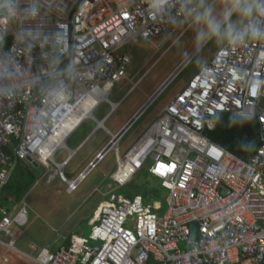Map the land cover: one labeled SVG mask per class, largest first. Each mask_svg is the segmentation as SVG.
Instances as JSON below:
<instances>
[{"label":"built area","instance_id":"obj_1","mask_svg":"<svg viewBox=\"0 0 264 264\" xmlns=\"http://www.w3.org/2000/svg\"><path fill=\"white\" fill-rule=\"evenodd\" d=\"M32 2L39 13L32 24L35 47L30 56L18 57L15 90L0 100V192L16 165L29 159L47 173L54 166L70 195L109 153L115 168L106 190H96L102 198L96 209L100 222L91 227L88 240L66 237L58 249H35L37 256L29 259L35 264H264V40L225 43L122 154L125 134L184 70L174 72L114 134L105 122L139 86L119 103L110 102L115 86L129 79L132 57L124 50L140 39L176 33L187 18L179 3L172 0L166 13L152 17L149 0ZM14 42L9 35L6 50ZM101 103L111 112L98 121L94 114ZM221 114L258 121L263 144L248 160L208 137ZM86 120L96 124L93 133L103 130L110 141L75 180H68L66 165L93 133L76 150L67 142ZM61 132L62 140L46 159L45 150ZM63 149L69 155L57 163ZM149 161L148 174L168 192L164 215L154 207L158 202L146 205L142 196L119 193ZM27 224L26 203L16 214L2 209L0 245L15 250L13 229Z\"/></svg>","mask_w":264,"mask_h":264},{"label":"rangeland","instance_id":"obj_2","mask_svg":"<svg viewBox=\"0 0 264 264\" xmlns=\"http://www.w3.org/2000/svg\"><path fill=\"white\" fill-rule=\"evenodd\" d=\"M216 11L217 14H221L222 8L216 6ZM232 19L235 22L237 18L234 16ZM243 24L244 22L241 21L240 26ZM189 26L190 21L186 18L177 28L176 33L169 38L163 36L150 42L140 39L125 48L124 52H128L132 57L129 79L115 86L109 97L110 102L119 103L129 94L136 83L139 82V86L126 97L105 122L106 128L112 133L117 134L120 132L193 52L196 47L194 28L191 27L184 34ZM179 37L180 40L174 43ZM224 44L218 45L215 40H210L206 44L201 53L194 58L140 120L125 134L120 144L122 154L147 131L170 101L188 85L191 78L198 71L212 60L214 54ZM110 112V106L101 103L95 110L94 115L98 121H101ZM95 126L96 124L93 121L86 120L67 142L68 148L75 150L92 133ZM109 141L110 137L105 131L98 130L93 133L82 149L66 165L65 175L67 179L75 180L98 153L108 145ZM68 155L67 149L60 150L55 160L57 163H62ZM151 165L152 162L149 161L144 171L134 180L135 186L144 187L145 190L156 189L155 196L157 197L150 199L151 201L145 197L144 202L147 205L149 201L153 203L158 200L159 214L164 215L168 210L166 202L168 192L161 186L160 181L148 174ZM32 166V168L36 167L35 164ZM114 168L115 156L114 153H109L78 191L71 195L66 193V185L59 178L52 179V176L56 173L54 166L49 173L41 166L34 170L35 182L25 198L29 222L27 224V248L22 247L19 241L16 248L35 258L37 251L34 252L31 245L51 243L59 236L61 230L63 235L80 237L87 241L91 227L100 222V216L96 209L102 198L99 194H96V190L102 188V186H105L103 190H106V185L110 184L108 177ZM126 190H130V186L124 188V190L122 189L119 193L126 196ZM98 244L101 245V243ZM2 251H4V248L0 247L1 264H4L5 255L11 261H15L17 258L22 260V264H35L31 259L21 254L8 251L4 253Z\"/></svg>","mask_w":264,"mask_h":264},{"label":"clouds","instance_id":"obj_3","mask_svg":"<svg viewBox=\"0 0 264 264\" xmlns=\"http://www.w3.org/2000/svg\"><path fill=\"white\" fill-rule=\"evenodd\" d=\"M196 32L199 49L209 40L218 45L235 44L243 39L264 40V0H177ZM0 0V100L8 99L15 90L13 69L19 67V56H30L37 35L32 24L38 17L37 4L32 0ZM172 0H149L151 16L164 14ZM216 6L222 8L217 14ZM236 21H233V17ZM244 26H240V22ZM19 25L17 28L16 25ZM9 35L15 42L10 50L5 46Z\"/></svg>","mask_w":264,"mask_h":264},{"label":"trees","instance_id":"obj_4","mask_svg":"<svg viewBox=\"0 0 264 264\" xmlns=\"http://www.w3.org/2000/svg\"><path fill=\"white\" fill-rule=\"evenodd\" d=\"M207 135L225 150L245 160L254 155L263 144L260 126L256 119H238L231 114L219 115L216 129L208 132ZM34 182V173L29 164L19 162L10 174L7 184L0 194V207L7 208L6 196H11L16 203L20 202ZM128 186H130V190H126L125 195L129 198L142 196L150 200L157 197L155 196L156 189L145 190L144 187H136L135 181ZM155 202H158V200ZM65 246H68V243Z\"/></svg>","mask_w":264,"mask_h":264},{"label":"crops","instance_id":"obj_5","mask_svg":"<svg viewBox=\"0 0 264 264\" xmlns=\"http://www.w3.org/2000/svg\"><path fill=\"white\" fill-rule=\"evenodd\" d=\"M197 47V46H196ZM103 120V119H102ZM96 127V126H95ZM95 130V129H94ZM94 130L92 131V133L94 132ZM92 133H90L83 141H82V143L77 147V148H79L84 142H85V140H87V138L90 136V135H92ZM76 148V149H77ZM75 149V150H76ZM26 163H28L29 164V167L31 168V170L32 171H34V170H36V169H38L39 168V166H36L35 168H32L33 166H32V164L30 163V162H26ZM42 167V166H41ZM34 173V172H33ZM46 175V174H45ZM34 176H35V173H34ZM55 178H59L57 175H56V173L54 174V176H52V179H55ZM60 179V178H59ZM61 180V179H60ZM61 182L64 184V185H66L62 180H61ZM31 189V188H30ZM3 191V190H2ZM2 191L0 192V194L2 193ZM28 193V192H27ZM27 193H26V195L23 197V199L20 201V202H18V203H16V202H14V200H13V198L11 197V196H6V200L8 201V206H7V208H3V207H0V211L2 210V209H7L9 212H11L12 214H16L21 208H23V204L25 203V198L27 197ZM66 193H67V185H66ZM68 194V193H67ZM68 195H70V194H68ZM29 223V222H28ZM63 226V225H62ZM15 228V230L13 231L14 232V234H15V250H12V249H9V248H7L6 246H2V245H0V247H2V248H4V251H2V252H4V253H7V251L8 252H12V253H17V254H21L22 256H24V257H28V255H27V253H25V252H22V251H20V249L18 250L17 248H16V245H17V243H18V241H19V243H20V245L22 246V247H25V248H27V225L25 226V227H23V228H19V227H14ZM66 237H68V238H71L72 236H68V235H63V233H62V230H61V232L59 233V236L54 240V241H52L51 243H46V244H38V245H36V244H32L31 245V249L34 251V252H36L35 251V249H37V248H41V247H44V246H48V247H50L52 250H56V249H58L62 244H63V239L64 238H66ZM57 245V246H56ZM64 245V244H63ZM37 253V252H36ZM4 256V255H3ZM29 258V257H28ZM3 263L4 264H22V260H20V259H17L16 258V260L15 261H11L10 259H8L7 258V256L5 255V257H4V260H3ZM0 264H1V259H0Z\"/></svg>","mask_w":264,"mask_h":264},{"label":"bare ground","instance_id":"obj_6","mask_svg":"<svg viewBox=\"0 0 264 264\" xmlns=\"http://www.w3.org/2000/svg\"><path fill=\"white\" fill-rule=\"evenodd\" d=\"M210 41V40H209ZM207 41L206 43H204L202 46L199 47V49H195V52L193 53V55L186 61V63L183 65L182 70L185 69L193 60L194 58H196L197 55H199L201 53V51L204 49V47L206 46V44L209 42ZM181 71V69H180ZM179 71V72H180ZM92 105V102L90 103V105H85V109L86 110H90V106ZM63 136H62V132L60 135H57L55 137L52 138V140L50 141L47 149L45 150L44 153V157L47 159L50 155H52V152L54 151L56 144L60 142V140H62ZM158 204V203H155ZM155 208H158V205H155Z\"/></svg>","mask_w":264,"mask_h":264},{"label":"water","instance_id":"obj_7","mask_svg":"<svg viewBox=\"0 0 264 264\" xmlns=\"http://www.w3.org/2000/svg\"><path fill=\"white\" fill-rule=\"evenodd\" d=\"M196 49V47H195ZM195 49L193 50V52L188 56V58H186V60L181 64V66L176 70V71H180V69L182 70L183 65L186 63V61L193 55V53L195 52ZM29 162H32L31 159L28 160ZM36 165V164H35ZM37 166V165H36Z\"/></svg>","mask_w":264,"mask_h":264}]
</instances>
